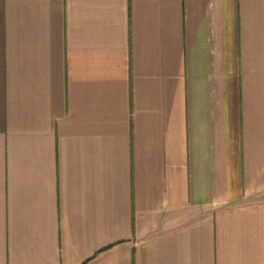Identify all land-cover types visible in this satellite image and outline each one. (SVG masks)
Wrapping results in <instances>:
<instances>
[{"label": "crops", "instance_id": "1", "mask_svg": "<svg viewBox=\"0 0 264 264\" xmlns=\"http://www.w3.org/2000/svg\"><path fill=\"white\" fill-rule=\"evenodd\" d=\"M0 264H264V0H0Z\"/></svg>", "mask_w": 264, "mask_h": 264}]
</instances>
